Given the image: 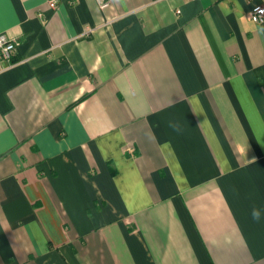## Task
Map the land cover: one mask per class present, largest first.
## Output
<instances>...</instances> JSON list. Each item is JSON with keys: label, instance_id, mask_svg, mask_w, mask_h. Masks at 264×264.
I'll return each instance as SVG.
<instances>
[{"label": "crops", "instance_id": "0c3cea01", "mask_svg": "<svg viewBox=\"0 0 264 264\" xmlns=\"http://www.w3.org/2000/svg\"><path fill=\"white\" fill-rule=\"evenodd\" d=\"M0 0V264H264V0Z\"/></svg>", "mask_w": 264, "mask_h": 264}, {"label": "built area", "instance_id": "2783aa9c", "mask_svg": "<svg viewBox=\"0 0 264 264\" xmlns=\"http://www.w3.org/2000/svg\"><path fill=\"white\" fill-rule=\"evenodd\" d=\"M100 8L104 9L109 5L110 0H96ZM49 6L54 8L56 0H50ZM250 20L255 23L264 21V5H256L248 13ZM18 41L8 37L6 34H0V62H10L14 55Z\"/></svg>", "mask_w": 264, "mask_h": 264}]
</instances>
